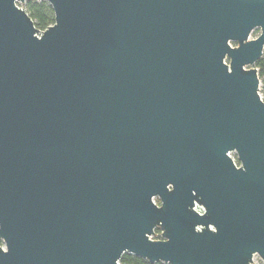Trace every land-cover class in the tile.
<instances>
[{"label": "water", "instance_id": "water-1", "mask_svg": "<svg viewBox=\"0 0 264 264\" xmlns=\"http://www.w3.org/2000/svg\"><path fill=\"white\" fill-rule=\"evenodd\" d=\"M26 1L0 0V264H264V0H36L44 30Z\"/></svg>", "mask_w": 264, "mask_h": 264}, {"label": "trees", "instance_id": "trees-1", "mask_svg": "<svg viewBox=\"0 0 264 264\" xmlns=\"http://www.w3.org/2000/svg\"><path fill=\"white\" fill-rule=\"evenodd\" d=\"M23 9L31 18L34 23V26L39 30H44L48 26L54 23V15L51 7L46 2H37L36 0H27ZM257 32L258 31H254ZM253 32V33H254ZM254 67L258 70L259 80L264 77V50L262 58L259 59ZM264 88V86H263ZM264 101V98H263ZM155 233H159L158 230ZM159 239V236L157 237ZM2 246V242L0 240V247ZM121 264H150L146 260L140 259L138 257L124 254L120 259ZM155 264H163V263H155Z\"/></svg>", "mask_w": 264, "mask_h": 264}, {"label": "rangeland", "instance_id": "rangeland-1", "mask_svg": "<svg viewBox=\"0 0 264 264\" xmlns=\"http://www.w3.org/2000/svg\"><path fill=\"white\" fill-rule=\"evenodd\" d=\"M24 5H25V3L21 4L22 8H23ZM263 86H264V77L261 80H259V94H260L262 100L264 98V88H263ZM254 264H263V262L258 257H255Z\"/></svg>", "mask_w": 264, "mask_h": 264}]
</instances>
